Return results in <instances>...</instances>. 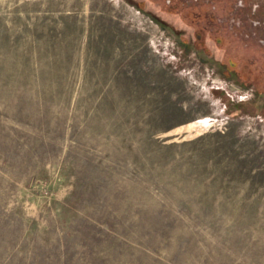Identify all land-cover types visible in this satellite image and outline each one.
Returning a JSON list of instances; mask_svg holds the SVG:
<instances>
[{"label":"rangeland","instance_id":"obj_1","mask_svg":"<svg viewBox=\"0 0 264 264\" xmlns=\"http://www.w3.org/2000/svg\"><path fill=\"white\" fill-rule=\"evenodd\" d=\"M0 264H264V0H0Z\"/></svg>","mask_w":264,"mask_h":264},{"label":"trees","instance_id":"obj_2","mask_svg":"<svg viewBox=\"0 0 264 264\" xmlns=\"http://www.w3.org/2000/svg\"><path fill=\"white\" fill-rule=\"evenodd\" d=\"M161 9V8H160ZM161 11H163V10H161ZM164 11H166L165 9H164ZM157 14V13H156ZM166 15V16H165ZM165 17L167 18V20L169 19V18H171V16H169L170 15V13L169 12H165ZM163 16V19H165V17ZM169 17V18H168ZM159 18V17H158ZM158 22H159V24H160V26H163V28H169V24H166L165 22H161V21H159V20H157ZM171 26V25H170ZM172 27H174V26H172ZM179 43H180V46L181 47H183V49L184 50H189L190 48H191V46H192V48H195V49H197V50H200V51H202V49H200V48H198V46L200 47L201 46V44L200 43H197V42H194L193 40L191 41V40H188L187 38H185V39H181V40H179ZM203 45H205V43H203ZM208 47L210 48V45H208ZM199 51V52H200ZM200 55L202 56V58L204 59V61H209V58H210V56H207V54L205 53V52H201L200 53ZM209 57V58H208ZM213 60V59H212ZM227 102V101H226ZM227 105H233L234 107H236L237 108V106L238 105H240V102H227ZM235 108V109H236ZM238 111L239 110H234V112L233 113H231V115L232 116H235V115H240L239 113H238Z\"/></svg>","mask_w":264,"mask_h":264}]
</instances>
